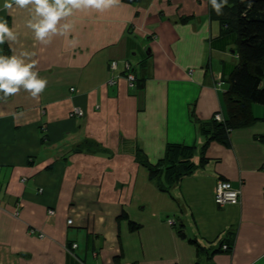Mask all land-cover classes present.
I'll list each match as a JSON object with an SVG mask.
<instances>
[{"label": "crops", "instance_id": "obj_1", "mask_svg": "<svg viewBox=\"0 0 264 264\" xmlns=\"http://www.w3.org/2000/svg\"><path fill=\"white\" fill-rule=\"evenodd\" d=\"M4 3L14 38L5 34L0 56L47 83L35 96L23 84L0 90V264H264V106L252 104L253 122L229 147L210 143L200 165V124L226 119L237 65L207 0L67 5L43 40L30 26L43 19L35 5ZM170 145L194 148L197 168L159 184L148 168ZM219 180L240 190L238 205L216 206Z\"/></svg>", "mask_w": 264, "mask_h": 264}, {"label": "trees", "instance_id": "obj_2", "mask_svg": "<svg viewBox=\"0 0 264 264\" xmlns=\"http://www.w3.org/2000/svg\"><path fill=\"white\" fill-rule=\"evenodd\" d=\"M122 1L136 5L142 0ZM207 2L211 19L219 22L226 35L232 34L234 37L237 65L226 80L228 89L223 97L226 119L217 121L215 115L211 121L200 124L207 138L202 149L200 165L206 162L204 156L210 143L217 142L229 147L231 132L253 122L252 104L264 106V0H227V4H223V0H216L218 4L223 5L220 15L213 10L211 0ZM185 21L183 19V22ZM193 154L194 148L182 145L168 146L164 160L156 167L148 168L150 180L166 175L171 184H178L190 177L197 168L191 161ZM129 229L136 231L139 226L129 223ZM179 236L184 237L181 232ZM227 246L228 250H231V246ZM201 251V248H198V253Z\"/></svg>", "mask_w": 264, "mask_h": 264}, {"label": "clouds", "instance_id": "obj_3", "mask_svg": "<svg viewBox=\"0 0 264 264\" xmlns=\"http://www.w3.org/2000/svg\"><path fill=\"white\" fill-rule=\"evenodd\" d=\"M113 0H5V9L11 8L12 3L20 7L25 5H35L37 15L43 17L38 23L31 24L30 26L35 29L37 39L43 40L49 30L55 31L57 21L64 15H67L71 8L67 5L79 8L81 5L101 7L107 3H112ZM213 10L218 14L222 4H218L216 0H211ZM223 4H227V0H223ZM7 34L9 38H14L12 30L9 28L6 20H0V43L3 42L4 36ZM32 64H24L22 60L13 55L10 58L0 56V90L6 93H15L18 91L17 87L13 85H20L26 89L33 90L32 95L40 92L47 83L46 79H37L36 74L31 72ZM234 195V194H233Z\"/></svg>", "mask_w": 264, "mask_h": 264}, {"label": "built area", "instance_id": "obj_4", "mask_svg": "<svg viewBox=\"0 0 264 264\" xmlns=\"http://www.w3.org/2000/svg\"><path fill=\"white\" fill-rule=\"evenodd\" d=\"M117 69H118V63L116 61H111L109 63V71L111 73H114L115 71H117ZM124 74H125V80L127 81L128 84L132 85L135 83V75L133 73V70L131 69L130 64H128L127 62L124 63ZM109 83L113 85L115 83V78L112 77L109 80ZM71 117H84V113L80 109H74V111L71 114ZM215 120L221 121L222 118L220 115H216ZM240 195H241V192L239 189H235L227 181L219 180L217 182L214 200H215L216 205L221 208L227 205L236 206L239 204ZM50 214H53V212H50ZM168 224L172 226L174 225V222L172 220H169ZM68 225H71V221H68ZM30 234H32V232H30ZM39 238L42 239L43 236L39 235ZM76 247H77L76 245H72L71 249L72 250L76 249ZM222 250L229 251L228 246H223Z\"/></svg>", "mask_w": 264, "mask_h": 264}, {"label": "rangeland", "instance_id": "obj_5", "mask_svg": "<svg viewBox=\"0 0 264 264\" xmlns=\"http://www.w3.org/2000/svg\"><path fill=\"white\" fill-rule=\"evenodd\" d=\"M168 1H172V0H168ZM160 178L161 177H158L157 178V182L160 184ZM230 183V182H229ZM231 184V183H230ZM232 185V184H231ZM217 186V185H216ZM233 187V186H232ZM236 189V188H235ZM215 191H216V189H215ZM214 196H215V193H214ZM214 202H215V200H214ZM216 204V203H215ZM217 206V205H216ZM228 206V205H227ZM232 206H234V205H232ZM219 208H221V207H219ZM223 208V207H222ZM174 225H175V223H174ZM174 225H172V226H174Z\"/></svg>", "mask_w": 264, "mask_h": 264}]
</instances>
